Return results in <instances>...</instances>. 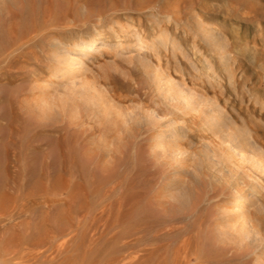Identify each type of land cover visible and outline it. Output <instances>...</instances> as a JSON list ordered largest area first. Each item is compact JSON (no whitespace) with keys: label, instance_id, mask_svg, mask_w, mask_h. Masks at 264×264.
Instances as JSON below:
<instances>
[{"label":"rangeland","instance_id":"rangeland-1","mask_svg":"<svg viewBox=\"0 0 264 264\" xmlns=\"http://www.w3.org/2000/svg\"><path fill=\"white\" fill-rule=\"evenodd\" d=\"M0 264H264V0H0Z\"/></svg>","mask_w":264,"mask_h":264},{"label":"bare ground","instance_id":"bare-ground-1","mask_svg":"<svg viewBox=\"0 0 264 264\" xmlns=\"http://www.w3.org/2000/svg\"><path fill=\"white\" fill-rule=\"evenodd\" d=\"M205 26V25H204ZM35 29V28H34ZM205 29V28H204ZM205 30H207V29H205ZM209 30V29H208ZM201 31V30H200ZM198 33V32H197ZM203 33V32H202ZM206 33H208V32H206ZM26 34H29V33H27V31H26ZM22 35V34H21ZM20 35V36H21ZM28 36V35H27ZM26 36V37H27ZM29 39H34V40H39V39H41L42 37H43V34H41V31L39 30V31H34V30H32L31 32H30V34H29ZM23 37L21 36V37H19V38H17V37H15L14 39L15 40H18V41H20L21 39H22ZM202 38V37H201ZM49 39V38H48ZM204 39V38H203ZM205 39H206V42L208 43V45H209V40H210V36H207L206 35V37H205ZM25 40V39H24ZM28 40V39H27ZM212 40V39H211ZM214 40V39H213ZM46 41H47V38H46ZM220 41V40H219ZM206 43V44H207ZM98 45H100V42H99V39H94V40H87V41H79L76 45H75V48L78 50L77 51V54L79 55V56H87V55H89V54H91V52H92V49H94L96 46H98ZM213 46V45H212ZM47 47H48V51H50V53L51 52H54V54H56V55H61V52H60V47L59 46H57V45H54V44H52V42H49V41H47ZM227 47V46H226ZM213 48V47H212ZM217 48V47H216ZM173 51V50H172ZM64 55V54H63ZM65 61V60H64ZM64 61H57L56 63H54L55 64V66L56 67H54V69H52V71H51V74H50V78H53V76H55V75H57L58 74V72H59V70H60V68H61V66H62V68L64 69V68H66V67H68V66H73V65H75L76 64V62H77V59H70L69 61H66L67 63H64ZM66 64V65H65ZM65 70V69H64ZM61 72H63V71H60V73ZM65 72V71H64ZM89 98L90 99H93V97H91V96H89ZM110 99V98H109ZM90 101V100H89ZM89 101H88V103H89ZM93 101H101V102H105L106 101V99H104V98H102V97H99L98 99H95V97H94V100ZM93 101H91L92 103H93ZM110 102V101H109ZM97 103V102H96ZM95 103V104H96ZM206 103V102H205ZM97 105V104H96ZM112 107V106H111ZM203 108H205V111L206 110H208L209 109V107H208V105H206L205 107L204 106H202ZM202 108V109H203ZM201 109V110H202ZM193 110V109H192ZM210 110V109H209ZM214 110V109H213ZM204 111V110H203ZM142 112V111H141ZM202 112V111H201ZM211 112V111H210ZM213 112V111H212ZM203 115H205L204 113H202ZM209 114V113H208ZM142 115V116H141ZM140 115V117H138V119L136 118V119H130V120H128V121H130V123H128L129 125H127L128 127L127 128H121V127H119L120 128V130L119 131H121V137H120V141H121V143L123 142V144L125 143V141L127 140V138H129V136H130V134L133 132V130L134 129H136V128H141L143 125L141 124V123H143L144 124V126H146L147 127V130H149L150 128H152V127H150V118L148 117V116H144L143 114H141ZM146 115H147V113H146ZM136 116V115H135ZM206 116V115H205ZM209 116V115H208ZM204 117V116H203ZM208 118V117H207ZM132 120V121H131ZM208 121V120H207ZM212 121H214V120H212ZM209 123H210V121H209ZM218 123V122H217ZM229 123V122H228ZM212 124V123H211ZM124 126H126V125H124ZM123 126V127H124ZM157 130H160V127L158 126L157 127ZM129 133V134H128ZM229 133V132H228ZM235 134V133H234ZM233 134V135H234ZM231 135V134H230ZM238 135V134H237ZM246 135V134H245ZM239 137H240V135H238ZM233 138L234 136H228V138ZM228 138H226V139H228ZM235 138V137H234ZM232 139V140H235V139ZM221 139V138H220ZM247 139V138H246ZM246 139H244V141L243 142H246L245 140ZM115 141L116 140H118V138H116V139H114ZM229 140V139H228ZM238 140V139H237ZM237 140H235V141H237ZM128 141V140H127ZM126 141V142H127ZM226 141V140H225ZM234 141V142H235ZM117 142V141H116ZM223 142H224V140H223ZM229 143H230V141H229ZM118 144V143H117ZM122 144V145H123ZM119 145V144H118ZM246 145H248L249 146V143H247L246 142ZM245 145V146H246ZM120 146V145H119ZM235 146H236V149L237 148H239V145H238V143L237 144H235ZM244 146V145H243ZM249 148H251V150H250V152H252V153H255L254 151H255V149H252L253 147L252 146H250ZM172 149H173V151H175V147H172ZM232 149V148H231ZM238 150V149H237ZM239 151V150H238ZM241 151V150H240ZM249 151V150H248ZM212 152V151H211ZM170 153V152H169ZM179 153V152H178ZM239 153V152H238ZM211 154H213V153H211ZM240 156V155H239ZM244 156V155H243ZM251 156V155H250ZM256 156V155H255ZM163 165V164H162ZM244 198L245 197H243V195H238V197L234 200V201H232V202H230V203H228V205H227V207H225V209L226 210H228V211H230V213H234V212H241L242 211V209H243V206H244V204H245V202H244ZM242 214V213H241Z\"/></svg>","mask_w":264,"mask_h":264}]
</instances>
